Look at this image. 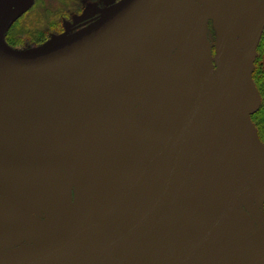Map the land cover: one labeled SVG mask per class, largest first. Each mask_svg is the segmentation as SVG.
<instances>
[{
	"label": "flooded vegetation",
	"instance_id": "af4514ba",
	"mask_svg": "<svg viewBox=\"0 0 264 264\" xmlns=\"http://www.w3.org/2000/svg\"><path fill=\"white\" fill-rule=\"evenodd\" d=\"M36 3L5 32L13 49L84 28L105 5L82 0L44 19ZM263 8L159 0L143 51L134 37L32 78L0 60V108L18 120L0 131V156L60 163L0 172V196L20 210L0 208V251L47 243L76 218L79 183L60 162L70 161L88 192L81 231L54 258L15 264H264ZM193 91L197 112L181 127Z\"/></svg>",
	"mask_w": 264,
	"mask_h": 264
},
{
	"label": "water",
	"instance_id": "95a60500",
	"mask_svg": "<svg viewBox=\"0 0 264 264\" xmlns=\"http://www.w3.org/2000/svg\"><path fill=\"white\" fill-rule=\"evenodd\" d=\"M159 0H119L101 18L73 32L60 40L43 45L29 51H18L10 47L5 41V32L9 26L34 2V0H21L18 5L8 13L0 22V60L4 63L28 71L32 78L37 71L69 66L96 54L109 50L130 38L136 37V43L131 50H142V45L148 43L152 27L150 14ZM264 21V8L256 18ZM150 54V52H148ZM193 91L192 101L179 120L181 127L191 122L197 112L198 96ZM1 113V112H0ZM4 114L2 115V119ZM18 120L9 118L2 121L0 130L5 131L7 123L16 124ZM1 123V121H0ZM14 131V128L10 129ZM21 155V154H20ZM75 175L79 183L78 213L71 224L63 228L51 241L42 245L22 246L0 251V262H15L24 260H41L54 258L68 243L79 234L88 208V192L84 178L79 169L70 161H60ZM58 159H49L42 162L25 164L8 157L0 156V172L12 176H32L47 174L48 169L59 166ZM0 208L13 215H18V208L0 196ZM3 232H0V235Z\"/></svg>",
	"mask_w": 264,
	"mask_h": 264
},
{
	"label": "rangeland",
	"instance_id": "374dc122",
	"mask_svg": "<svg viewBox=\"0 0 264 264\" xmlns=\"http://www.w3.org/2000/svg\"><path fill=\"white\" fill-rule=\"evenodd\" d=\"M21 0H0V20H2L8 13L11 12V10L13 8H15L18 3ZM105 1V5L103 7L100 6H95L93 5L94 8H96L95 10L100 11L101 13H105L107 12L114 4H116L118 1L116 0H104ZM82 0H37L36 6L34 8V12L38 13V15H43L44 14V19L45 18H50L51 13L54 14L56 12L61 11V8L64 9L68 8V7H73L74 5L77 4H81ZM85 16V12L82 14V17ZM82 29V28H81ZM80 30V29H78ZM76 30V31H78ZM75 31V27L72 24H65L64 25V30L62 31V33L60 34H56L53 35L49 41H47L45 43V45L56 42L58 40H60L61 38L76 32ZM5 94L6 91L3 90L2 92L0 91V99H3V106H4V101H5ZM0 112H2V114H4V117L2 119V121H6L11 118V116L9 114H5L3 112V108H0ZM11 120H13V123L15 122V120L17 119H13L11 118ZM7 130V126H5V131ZM15 130V128H14ZM2 131V130H0Z\"/></svg>",
	"mask_w": 264,
	"mask_h": 264
}]
</instances>
